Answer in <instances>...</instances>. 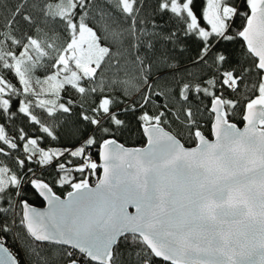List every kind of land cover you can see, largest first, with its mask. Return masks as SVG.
I'll return each mask as SVG.
<instances>
[{"label":"snow or ice","instance_id":"obj_1","mask_svg":"<svg viewBox=\"0 0 264 264\" xmlns=\"http://www.w3.org/2000/svg\"><path fill=\"white\" fill-rule=\"evenodd\" d=\"M197 2L0 0V264H264V0Z\"/></svg>","mask_w":264,"mask_h":264},{"label":"trees","instance_id":"obj_2","mask_svg":"<svg viewBox=\"0 0 264 264\" xmlns=\"http://www.w3.org/2000/svg\"><path fill=\"white\" fill-rule=\"evenodd\" d=\"M205 7H206V0H198V2H197V10H198V12H202V10H203ZM205 23H206V21H205ZM238 126H239V127H242L243 125H242V124H238ZM210 138H211V137H210ZM132 143L134 144L135 142L133 141ZM145 144H146V141H145L144 144H136L135 146H141V147H143V146H146ZM186 146H187V145H186ZM90 183L94 185V183H95V178L90 179ZM69 190H71V189L66 188V189L63 190V191H59V190H58V194L61 195V198H65V196H66V192L69 191ZM34 206L41 208V207H44V203H40V202H38V203H36Z\"/></svg>","mask_w":264,"mask_h":264},{"label":"water","instance_id":"obj_3","mask_svg":"<svg viewBox=\"0 0 264 264\" xmlns=\"http://www.w3.org/2000/svg\"><path fill=\"white\" fill-rule=\"evenodd\" d=\"M239 127V126H238ZM243 127V126H242ZM241 127V128H242ZM212 139H214V137H211ZM146 145V144H145ZM94 186V185H93ZM63 199V198H62ZM47 207V205H46V203H44V207H41V210H43V209H45ZM129 211H132V212H134L135 210H134V208H130L129 209Z\"/></svg>","mask_w":264,"mask_h":264}]
</instances>
